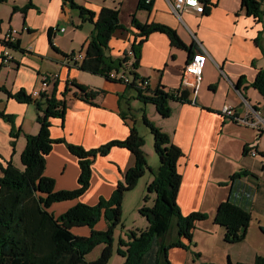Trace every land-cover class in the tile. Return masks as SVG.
I'll return each instance as SVG.
<instances>
[{"label":"crops","instance_id":"0c3cea01","mask_svg":"<svg viewBox=\"0 0 264 264\" xmlns=\"http://www.w3.org/2000/svg\"><path fill=\"white\" fill-rule=\"evenodd\" d=\"M208 1L204 14L186 9L179 18L168 0H155L150 12L137 11L139 0H133L125 23L120 10L125 30L113 36L107 55L114 59L127 56L133 42L140 40L131 25L133 14L141 23L170 26L186 46H172L162 33L146 39L137 73L149 81V90L158 87L171 93L179 90L183 70L192 56L201 46L208 53L204 79L196 95L188 89V102H171L172 114L168 118H162L153 105L151 116L150 107L145 105L144 111L184 153L178 162L182 176L178 203L182 213L207 215L206 220L196 224L192 241L183 239L193 252L200 254L197 263L227 264L231 260L253 264L258 256L264 255V135L226 117L223 108L233 106L238 116H244L247 101L264 117V98L252 87L257 74L264 70V17L248 16L242 9V0ZM76 2L97 13L103 7L88 0ZM29 3L33 6L26 13L14 12L15 7L21 9ZM0 21V88L12 94L20 90L32 94L46 77L48 88L44 94L55 91L56 99L66 105L64 120H52V139H65L91 150L129 136L133 125L127 117L134 103L140 102L137 92L122 83L81 71L66 57L84 53L93 24L83 23L79 13L62 0H5L0 5ZM54 28L58 29L51 35L55 49L50 45L49 34ZM10 29L19 31V49H11L14 60L5 63L3 38ZM127 60L129 64L134 62L131 57ZM72 82L98 91L97 96L85 100L69 85ZM34 110V104L19 103L0 90V111L14 117V125L0 117V176L1 169L9 164L23 168L25 135H37L40 129L37 119L32 118H36ZM13 128L22 131L18 138L12 136ZM256 142L260 154L254 157L250 149L256 148L252 146ZM145 151L150 167L157 170L159 161L154 159L155 154L150 148ZM133 165L134 156L125 148L115 147L107 156H98L91 187L80 201L96 204L101 196H111ZM45 175L55 180L56 191L77 189L78 158L65 144H54L47 156ZM148 175L150 182L153 176ZM226 201L252 215L246 238L238 244H227L225 229L214 222L218 207ZM76 203H56L50 212L59 216ZM105 224L101 223L99 229L107 227ZM88 232L82 235L87 236ZM192 251L172 248L169 259L172 264H195Z\"/></svg>","mask_w":264,"mask_h":264},{"label":"trees","instance_id":"16d2710c","mask_svg":"<svg viewBox=\"0 0 264 264\" xmlns=\"http://www.w3.org/2000/svg\"><path fill=\"white\" fill-rule=\"evenodd\" d=\"M64 5L76 10L83 23L93 24V31L88 46L84 51V59L75 61V54L66 56L67 60L79 70L104 77L108 81L122 83L137 92V99L144 105L151 104L162 118L172 114L170 103L173 101L186 103L190 93L187 89L167 92L158 87L154 91L149 86L142 87L145 78L137 73L139 68L142 46L146 39L154 33L165 34L177 48H186L176 30L161 23H141L136 14L132 15L131 25L137 30L139 41L135 40L131 50L134 62L128 64V58H112L108 56L109 44L113 36L125 30L120 19V10L102 7L97 13L80 5L76 0H62ZM155 0H139L137 11H151ZM205 6L208 0H202ZM5 0H0V5ZM264 0H242V8L248 16L262 19ZM33 6L29 3L24 8H14V12L26 13ZM206 9V8H205ZM1 22V21H0ZM50 30V45L52 42ZM18 50L19 42L8 45ZM128 71L131 82L124 83L112 80L110 74ZM73 87L80 91L81 97L89 101L94 99L98 91L88 90L86 87L72 82ZM254 87L264 98V70L260 71ZM0 90L19 103L34 104L37 112V123L40 126L37 135H25L26 147L21 154L23 168L12 164L2 168L0 176V264H108L113 255L115 228L122 221V205L125 194L133 190L139 180L150 172L153 181L149 184V192L156 194L153 207L143 206L139 211L149 226L140 233L127 231L119 239L117 254L124 258V264H172L169 251L172 248L190 247L183 239L192 241L194 230L198 222L207 219L203 213L184 215L178 203V195L182 185V176L178 171V162L184 153L172 142L170 136L156 127L146 114L144 124L149 128L154 138V150L159 159L157 170H153L148 162V154L143 149L144 138L132 126L130 134L125 140L111 141L99 148L86 150L83 147L68 143L65 139L54 140L51 137L52 120H64L66 105L57 100L55 91L51 95L41 94L33 98L25 90L12 94L5 88ZM78 95V94H77ZM0 117L14 125V117L0 111ZM21 130L13 128L12 136L18 138ZM65 144L68 150L78 158L80 175L79 187L75 190H55V180L45 175L47 156L54 144ZM129 150L135 164L124 175L111 196L101 197L95 205L79 203L63 214L56 216L50 212L52 205L80 198L90 187L92 180V166L98 156H107L115 148ZM104 220L106 230L100 231L95 227ZM252 221L250 212L226 201L218 209L214 222L225 229L224 240L233 245L245 240ZM89 228L90 234L82 236L75 229ZM175 231L174 238L170 235ZM104 245L100 257L88 261L86 256L97 246ZM195 264L199 253L194 254ZM227 264L234 263L231 260ZM253 264H264V255L258 256Z\"/></svg>","mask_w":264,"mask_h":264},{"label":"rangeland","instance_id":"374dc122","mask_svg":"<svg viewBox=\"0 0 264 264\" xmlns=\"http://www.w3.org/2000/svg\"><path fill=\"white\" fill-rule=\"evenodd\" d=\"M88 2H90L91 4L98 5V6H103V7L112 8V9L116 8L118 10H121V12H122L121 13L122 14L121 19H122L123 23H125L129 19L128 16H129L131 10L133 9V0H88ZM262 10L264 12V4L262 6ZM263 17H264V14H263ZM94 76L104 78V77L97 76V75H94ZM100 78H96V79H100ZM136 105H137V107H136ZM146 107H150L151 112H149V115L151 116L152 111H153L152 105H147ZM144 108H145L144 104L136 101L133 105V108H131L132 109L131 113L129 112L130 116H128L127 118L129 120V122L138 130L139 134L144 138L145 145H144L143 149L146 150L147 148H150L151 151H153V153L155 154L154 159L159 161L158 156L156 155L155 150H154V138H153L152 134L150 133L149 128L143 122L144 114H146V116L148 114V113H145ZM34 113L36 115V118L33 116H32V118L37 119L36 110H34ZM147 118H148V116H147ZM146 142H148L147 146H146ZM78 163H79V161H78ZM134 164H135V158H134ZM93 166H94V164H93ZM93 166H92V170H93ZM79 168H80V166H79ZM148 173H150V172L149 171L146 172L145 176L139 180L137 186L133 190H131L125 194L123 205H122V221L115 228V231H114L113 255H112V258L110 259L108 264H124L125 260H124V258H122L121 256H119L117 254V248L119 246V239L121 237H124V235L127 231L131 230V231H135L137 233H140L149 226L147 219L144 216H142V214H140V211H139L143 206H147L150 208L153 207L155 199H156V194L149 192V189H148L149 184L153 181L152 180L149 182L150 179L148 178L149 177ZM92 177H93V174H92ZM91 183H92V180H91ZM78 187H79V185H78ZM90 187H91V184H90ZM90 187H89V189H90ZM83 195L80 198L73 200V201H77L76 205L79 203L87 204V203L80 201V199L83 197ZM101 197H105V196H101ZM105 198H107V197H105ZM87 205H95V204H87ZM102 221L103 222H101V223H104V224L106 223L104 220H102ZM101 223H99L95 227V229L103 231L107 228L105 226V228L99 229V227H102ZM105 225H107V224H105ZM85 231H89L87 234V236H88L90 234L89 228L75 229V232L79 235H82ZM170 236L174 238L175 231L172 232V234ZM184 241L188 242V240H184ZM187 245L190 247L187 250L192 251L191 245H189V244H187ZM103 248H104V245L97 246L86 256V259L88 261L97 260L100 257V255L103 251ZM183 249H185V248H183ZM192 253H193V255L195 254V252H193V251H192Z\"/></svg>","mask_w":264,"mask_h":264},{"label":"built area","instance_id":"2783aa9c","mask_svg":"<svg viewBox=\"0 0 264 264\" xmlns=\"http://www.w3.org/2000/svg\"><path fill=\"white\" fill-rule=\"evenodd\" d=\"M150 1L151 0H147L148 3ZM168 2L170 3L173 11L176 13V15L179 18H181V13L186 9L194 10L198 14H204L206 11L205 9L206 6L202 0H168ZM56 31H58V29L54 28L53 32ZM18 35H19V31H17L16 29H10L4 35L3 38L4 54L2 57L3 62L11 63L14 60L11 52L12 48H10V46L8 45L16 44ZM126 57L127 58L131 57L132 59H134V54L132 50L129 51ZM83 59H84V53L76 54L74 57V60L78 62H81ZM207 60H208V53L201 46L200 50L192 56V58L190 59V61L183 70L180 90L191 89L193 90V94L196 95L204 79V71ZM110 78L112 80L121 81L124 83L131 82L127 70L120 71L118 73L113 72L110 74ZM69 85L73 87L71 83H69ZM149 85H150L149 81L145 79L142 84V87L144 88ZM47 88H48V79L44 77L39 89L34 90L31 96L33 98H39L41 94L46 93ZM78 93L80 94L81 92L78 91ZM82 95L83 94H81L80 96ZM244 104L247 109V113L244 116H238L235 111V108L230 105L225 106L223 108V114L228 118L234 119V121H236L237 123L243 124L245 126L260 131L261 134L264 135V117H262L260 115V112H258L254 107H252L247 101H244ZM252 146L256 148L250 149V154L255 157L259 155L260 152L257 150V145L254 146L253 144Z\"/></svg>","mask_w":264,"mask_h":264},{"label":"water","instance_id":"95a60500","mask_svg":"<svg viewBox=\"0 0 264 264\" xmlns=\"http://www.w3.org/2000/svg\"><path fill=\"white\" fill-rule=\"evenodd\" d=\"M258 144V142H256L255 144H254V146H256Z\"/></svg>","mask_w":264,"mask_h":264}]
</instances>
